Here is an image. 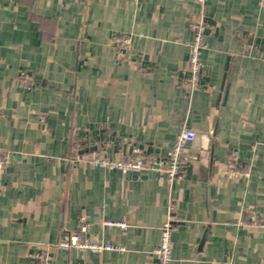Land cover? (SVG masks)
Returning a JSON list of instances; mask_svg holds the SVG:
<instances>
[{
	"label": "crops",
	"instance_id": "1",
	"mask_svg": "<svg viewBox=\"0 0 264 264\" xmlns=\"http://www.w3.org/2000/svg\"><path fill=\"white\" fill-rule=\"evenodd\" d=\"M199 14L203 70L190 91ZM183 127L196 134L192 160L168 185ZM87 134L116 158L137 146L149 163L122 173L74 162ZM0 151L12 155L0 264H35L44 250L46 264H156L168 217L171 264H264V0H0ZM81 216L90 241L121 250L56 248Z\"/></svg>",
	"mask_w": 264,
	"mask_h": 264
},
{
	"label": "built area",
	"instance_id": "2",
	"mask_svg": "<svg viewBox=\"0 0 264 264\" xmlns=\"http://www.w3.org/2000/svg\"><path fill=\"white\" fill-rule=\"evenodd\" d=\"M200 7H203L205 0H197ZM193 28V39L188 44L189 54L187 60L188 78L187 84L190 91L200 87V78L202 76L203 65L201 63L202 51L205 48V25L203 15L193 16L191 19ZM127 39L121 38L117 40L120 47L124 46ZM19 77L30 82L31 76L26 72L19 73ZM196 134L193 130L183 127L179 131L175 144L173 145L164 166V173L168 185L175 180L181 179L186 171L187 166L192 160L189 152L190 143L194 140ZM73 160L74 162H87L107 169L119 170L122 173L138 172L142 170L147 163L142 150L139 147L131 145L130 152H127L116 158L108 155L102 147L98 146L96 141L87 134L73 144ZM12 161V155L8 151H0V171L7 167ZM238 157L236 152H232L228 158V172L232 175L238 173ZM122 228H126L125 224H116ZM257 226L264 228V218L257 222ZM172 233L173 226L171 218L168 217L160 228V238L158 246L154 249L157 256L156 264H171L172 261ZM88 223L84 216L79 218V226L75 231L65 233L56 243L55 247L68 251L76 249L79 251L89 250L92 252L120 251L121 248L112 246L111 244L90 241L87 238ZM49 258L47 250L32 257L35 264H46Z\"/></svg>",
	"mask_w": 264,
	"mask_h": 264
},
{
	"label": "water",
	"instance_id": "3",
	"mask_svg": "<svg viewBox=\"0 0 264 264\" xmlns=\"http://www.w3.org/2000/svg\"><path fill=\"white\" fill-rule=\"evenodd\" d=\"M204 22L206 21V20H203Z\"/></svg>",
	"mask_w": 264,
	"mask_h": 264
}]
</instances>
